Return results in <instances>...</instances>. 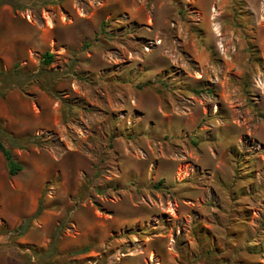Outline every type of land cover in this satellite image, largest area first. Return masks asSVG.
Masks as SVG:
<instances>
[{"label":"rangeland","instance_id":"obj_1","mask_svg":"<svg viewBox=\"0 0 264 264\" xmlns=\"http://www.w3.org/2000/svg\"><path fill=\"white\" fill-rule=\"evenodd\" d=\"M16 2L0 264H264V0Z\"/></svg>","mask_w":264,"mask_h":264},{"label":"trees","instance_id":"obj_2","mask_svg":"<svg viewBox=\"0 0 264 264\" xmlns=\"http://www.w3.org/2000/svg\"><path fill=\"white\" fill-rule=\"evenodd\" d=\"M17 0H2L0 1V3H10L12 4L14 7H18L19 4H15L17 3L16 2ZM42 61H43V64L47 65L50 63L51 59H52V55L49 53V52H44L42 54ZM0 152L5 160V163H6V166H7V169H8V172L9 174H15L16 171L19 169L18 168V165L15 163V161L12 159L11 157V154L10 152L5 149L0 141ZM40 211V208L37 207L35 213H34V216L37 215Z\"/></svg>","mask_w":264,"mask_h":264}]
</instances>
